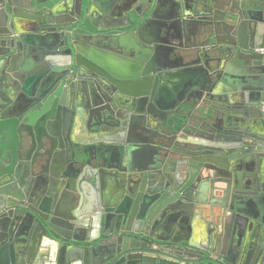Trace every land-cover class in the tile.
<instances>
[{
    "label": "water",
    "instance_id": "1",
    "mask_svg": "<svg viewBox=\"0 0 264 264\" xmlns=\"http://www.w3.org/2000/svg\"><path fill=\"white\" fill-rule=\"evenodd\" d=\"M258 48L264 0H0V264H264Z\"/></svg>",
    "mask_w": 264,
    "mask_h": 264
},
{
    "label": "crops",
    "instance_id": "2",
    "mask_svg": "<svg viewBox=\"0 0 264 264\" xmlns=\"http://www.w3.org/2000/svg\"><path fill=\"white\" fill-rule=\"evenodd\" d=\"M146 35L149 39H155L157 34H156V29L155 28H148L146 30ZM252 164L250 163H241L238 168L236 169V172L237 174L240 176L242 182L245 184L247 183V178H248V175L252 172ZM215 195H219L218 192L215 193ZM261 208L262 205H261ZM241 210H245V208L243 206L240 207ZM198 214V216H200L199 220L195 219L194 222H196L198 224V227H202L203 225L205 226V223L206 221H211V218H210V214L208 212V209L207 208H203V210H196V212ZM217 220H214V224L217 223L216 222Z\"/></svg>",
    "mask_w": 264,
    "mask_h": 264
},
{
    "label": "flooded vegetation",
    "instance_id": "3",
    "mask_svg": "<svg viewBox=\"0 0 264 264\" xmlns=\"http://www.w3.org/2000/svg\"><path fill=\"white\" fill-rule=\"evenodd\" d=\"M261 53H264V52H261ZM253 152V151H252ZM251 156H253V154H251ZM251 156L249 155V153H246L245 155H244V157L242 158L243 160L240 162V164L241 163H250V164H252L251 163ZM237 173V172H236Z\"/></svg>",
    "mask_w": 264,
    "mask_h": 264
},
{
    "label": "built area",
    "instance_id": "4",
    "mask_svg": "<svg viewBox=\"0 0 264 264\" xmlns=\"http://www.w3.org/2000/svg\"><path fill=\"white\" fill-rule=\"evenodd\" d=\"M256 51L264 52V48H258V49H256Z\"/></svg>",
    "mask_w": 264,
    "mask_h": 264
}]
</instances>
